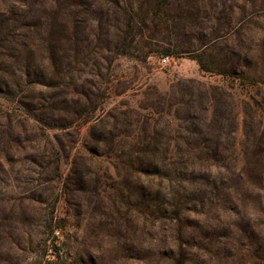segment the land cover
Returning <instances> with one entry per match:
<instances>
[{"label": "rangeland", "instance_id": "rangeland-1", "mask_svg": "<svg viewBox=\"0 0 264 264\" xmlns=\"http://www.w3.org/2000/svg\"><path fill=\"white\" fill-rule=\"evenodd\" d=\"M0 264H264V0H0Z\"/></svg>", "mask_w": 264, "mask_h": 264}, {"label": "built area", "instance_id": "built-area-1", "mask_svg": "<svg viewBox=\"0 0 264 264\" xmlns=\"http://www.w3.org/2000/svg\"><path fill=\"white\" fill-rule=\"evenodd\" d=\"M162 63L165 64L166 63V59H162Z\"/></svg>", "mask_w": 264, "mask_h": 264}]
</instances>
